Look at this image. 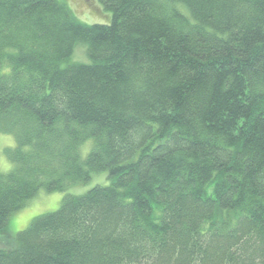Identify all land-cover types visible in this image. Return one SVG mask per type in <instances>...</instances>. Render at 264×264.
<instances>
[{
    "label": "trees",
    "instance_id": "1",
    "mask_svg": "<svg viewBox=\"0 0 264 264\" xmlns=\"http://www.w3.org/2000/svg\"><path fill=\"white\" fill-rule=\"evenodd\" d=\"M0 0V231L106 172L0 264H264V0ZM89 64H68L78 44ZM92 140L85 161L81 147Z\"/></svg>",
    "mask_w": 264,
    "mask_h": 264
},
{
    "label": "rangeland",
    "instance_id": "2",
    "mask_svg": "<svg viewBox=\"0 0 264 264\" xmlns=\"http://www.w3.org/2000/svg\"><path fill=\"white\" fill-rule=\"evenodd\" d=\"M67 4L77 21L93 25V24H110L112 14L104 9L99 0H60ZM73 56L69 59L68 64H89L90 57L87 55V47L80 43L77 46ZM16 140L14 136L0 134V171L7 173L13 169V163L6 155L8 148L15 147ZM94 148L92 140L85 143L80 150V155L85 161L87 156ZM110 181L108 173L100 172L92 175V178L85 183L70 185L66 192L46 193L41 191L34 199H32L22 210L17 212L10 218L4 230L0 231V250L9 251L17 247V233L24 231L29 227L33 219L38 216L53 213L58 210L66 195L71 194L79 196L85 194L92 188L100 186H108Z\"/></svg>",
    "mask_w": 264,
    "mask_h": 264
}]
</instances>
